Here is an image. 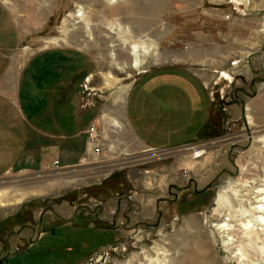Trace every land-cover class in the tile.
<instances>
[{
	"label": "rangeland",
	"instance_id": "obj_1",
	"mask_svg": "<svg viewBox=\"0 0 264 264\" xmlns=\"http://www.w3.org/2000/svg\"><path fill=\"white\" fill-rule=\"evenodd\" d=\"M0 5V24L3 15L10 19L18 38L17 46L0 47V80L13 73L22 102L32 93L29 75L52 78L50 96L62 114L82 105V119L102 137L101 154L90 146L93 157L81 166L63 169L56 161L53 170L0 175V264H264V241L242 238L250 222L264 239V216L251 215L256 197H264V0ZM49 51L80 53L84 65L70 69L55 53L38 68ZM180 70L215 76L216 124L179 148L141 152L125 125L129 91L151 72ZM182 106L174 129L199 111ZM142 196L146 214L127 203ZM119 201L133 216H112ZM228 235L242 242L244 257Z\"/></svg>",
	"mask_w": 264,
	"mask_h": 264
},
{
	"label": "crops",
	"instance_id": "obj_2",
	"mask_svg": "<svg viewBox=\"0 0 264 264\" xmlns=\"http://www.w3.org/2000/svg\"><path fill=\"white\" fill-rule=\"evenodd\" d=\"M2 20L0 47L17 46L18 38L14 33L15 28L11 27V20L4 18V15ZM55 53L66 61L70 69H81L84 65V57L80 53L67 56L61 55V52H50L38 57V68L46 67L44 61L46 62L49 58L53 59ZM71 60L74 62L71 63ZM5 77L0 80V87L3 90L0 92L1 176L22 170L27 173L53 170L51 167L56 161L60 162L63 169L81 166L87 158L93 157L88 135L92 120L82 119V115L85 114L80 111L82 105L71 103L73 112L64 116L61 112L60 101L55 100L54 94L50 96L53 92L51 87L54 86H50L52 78L50 80L41 74H35V72L27 77L28 82L32 83L30 98L21 102L13 92L14 87H17L15 85L17 80L12 79L13 73L7 74ZM8 77L11 79H7ZM214 78L213 75H203L187 70L167 73L151 72V75L132 85L127 100L125 125L128 135L135 139L139 151L153 152L179 148L209 135L211 133L209 129L217 119L210 115L212 99L209 83ZM35 80H39V82L36 83ZM28 82L26 81V83ZM26 87L29 88V84H26ZM9 89L12 90L8 91ZM41 93L43 99H41ZM183 102L186 105L187 102L192 103V107L194 105L193 108L199 111H194L189 121L179 125L180 128L174 129L177 122L175 113H183L181 111L184 108ZM190 109L192 108L190 107ZM162 140H164L163 143H161ZM143 198L145 197H139L138 202L137 200L134 202L130 197L127 203L129 207L133 206V208L138 204L141 211L146 214L144 207L148 208L149 201L148 197ZM158 203L159 199L157 208ZM123 205L119 201L118 210L113 212L112 216H119V214L120 216H131L130 210L127 211V214L120 211ZM39 234L41 240L43 233ZM39 238L33 242L36 243ZM7 239L8 248L13 250L14 244L10 240L11 237ZM24 245L22 243L23 247ZM4 260L1 259L0 263Z\"/></svg>",
	"mask_w": 264,
	"mask_h": 264
},
{
	"label": "bare ground",
	"instance_id": "obj_3",
	"mask_svg": "<svg viewBox=\"0 0 264 264\" xmlns=\"http://www.w3.org/2000/svg\"><path fill=\"white\" fill-rule=\"evenodd\" d=\"M239 1L241 2L242 0H234V2L235 3H239ZM80 17H81V19H82V22H87V20H85V18H84V16H83V14H81L80 15ZM138 48V46H135L134 47V49H135V51H136V49ZM137 52V51H136ZM137 59H138V57H137ZM138 62V61H137ZM225 77H227V78H229V75L228 74H226V73H224L223 74ZM250 119V118H249ZM261 142H263V144H264V138H262L261 139ZM259 193H262V196L264 195V191H260ZM254 195V194H253ZM249 200V199H248ZM251 201V200H250ZM252 208H251V215L252 216H254L255 214H257V215H261V216H264V197L263 198H261V199H259L258 197H256V201L254 202V203H252ZM260 220H259V222H261L262 223V221L264 220V217H260L259 218ZM250 226V222L248 223V225L246 226L245 225V227H246V229H245V231H246V233H244L243 235H242V238L243 239H248V241H250L251 243L252 242H258V241H264V239H262L261 240V235L256 231V229H254V227L252 228H250L249 227ZM225 230L226 229H228L230 226L228 225V224H225V225H223L222 226ZM228 231V230H227ZM229 238V239H228ZM228 245H234V244H238L237 246L239 247L238 248V252H240V256L241 257H244L245 255H244V252H243V250H244V247H242V245H241V241L238 239L237 241H236V243L234 242V240L233 239H230L231 237H230V235H228ZM242 240V239H241ZM231 241H233L232 242V244H230V242Z\"/></svg>",
	"mask_w": 264,
	"mask_h": 264
},
{
	"label": "built area",
	"instance_id": "obj_4",
	"mask_svg": "<svg viewBox=\"0 0 264 264\" xmlns=\"http://www.w3.org/2000/svg\"><path fill=\"white\" fill-rule=\"evenodd\" d=\"M88 135H89V144L93 149L94 154L99 156L102 150V145H101L102 137L99 134V131L95 125L91 126ZM56 165H58V163Z\"/></svg>",
	"mask_w": 264,
	"mask_h": 264
},
{
	"label": "flooded vegetation",
	"instance_id": "obj_5",
	"mask_svg": "<svg viewBox=\"0 0 264 264\" xmlns=\"http://www.w3.org/2000/svg\"><path fill=\"white\" fill-rule=\"evenodd\" d=\"M243 93H244V92H243ZM88 211H89V209H88ZM43 216H44V215H43ZM42 222H43V219H41V225H40V232H41V233H42V231H43L42 228H43V225H44ZM42 224H43V225H42ZM40 232H39V233H40Z\"/></svg>",
	"mask_w": 264,
	"mask_h": 264
},
{
	"label": "water",
	"instance_id": "obj_6",
	"mask_svg": "<svg viewBox=\"0 0 264 264\" xmlns=\"http://www.w3.org/2000/svg\"><path fill=\"white\" fill-rule=\"evenodd\" d=\"M251 97H255V95L251 96Z\"/></svg>",
	"mask_w": 264,
	"mask_h": 264
}]
</instances>
